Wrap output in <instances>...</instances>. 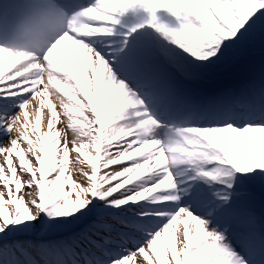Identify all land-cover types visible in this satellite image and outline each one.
Wrapping results in <instances>:
<instances>
[{
	"label": "snow or ice",
	"instance_id": "obj_1",
	"mask_svg": "<svg viewBox=\"0 0 264 264\" xmlns=\"http://www.w3.org/2000/svg\"><path fill=\"white\" fill-rule=\"evenodd\" d=\"M43 5L48 26L75 17L43 51L0 47V264H20L19 237L37 231L53 237L39 246L45 264H264L253 207L264 203V86L242 110L214 104L195 120L161 100V89L175 93L166 68L196 79L264 47V0ZM135 9L164 40L135 51L116 41L117 17ZM161 9L178 29L158 22ZM66 42L75 68L59 56ZM153 110L181 125L178 141L150 135Z\"/></svg>",
	"mask_w": 264,
	"mask_h": 264
},
{
	"label": "rangeland",
	"instance_id": "obj_2",
	"mask_svg": "<svg viewBox=\"0 0 264 264\" xmlns=\"http://www.w3.org/2000/svg\"><path fill=\"white\" fill-rule=\"evenodd\" d=\"M117 19L119 20L120 27H122V29H129L133 36L132 40H121V37L118 35V37H116L120 42H126L128 48L136 47L135 50H137L147 44L155 43L157 39L164 40L163 34L159 33L156 28L152 26L151 14L147 11L142 9L129 10L125 13H121ZM157 19L159 23H163L170 28L178 29L180 27L179 19L172 16L167 10H159L157 12ZM135 27H141V29L136 31ZM256 45V49L250 52L252 54L248 57L250 63L252 62L251 64L253 68L251 67V64L244 67H238L234 66V63L232 62L196 79H187L171 68H166L165 71L170 75L172 84H178L181 89H183V87L188 89V95H191V100L196 104V107H200V103H203L202 108L210 107L211 105L219 103H229L228 105L232 108L242 110L245 107L247 100L253 98L255 92L257 99L259 98V91L261 87L264 86V47L261 46L259 41H257ZM61 55L62 57L66 55V48L59 53V56ZM257 60L262 61L258 67H256ZM249 73H254L256 75L255 78H248ZM251 79L254 81L252 82ZM241 80L243 81L242 84H240ZM253 83H255L256 91H250L248 97L245 96L246 99H244V103L243 101H240L239 98L233 99L234 95L241 93V91L244 92V89L246 88L245 84L251 86ZM250 88L252 89V86ZM224 92L227 93L229 98L223 97ZM40 98L41 97H36V99L28 105V109L30 110V115H28L29 124L34 123L33 116L34 113L37 115L36 109L39 105L38 101H40ZM48 113L49 112L47 111H43L42 117L44 119H48ZM60 118L59 122L63 125L66 124V120L62 115ZM17 127L23 130V125L21 126V124H18ZM150 127L151 131H156L152 125H150ZM13 134H15V132ZM153 135H157L156 138L162 143L176 142L180 139L179 134L177 136H173L171 133L162 134L157 131ZM69 137H73L72 132L69 133ZM125 163L130 164L131 162L129 161ZM115 167L120 168L122 165H116ZM256 206H264V203L261 202L259 196L253 204V207ZM51 239H53V237H50L40 231L31 235L19 237V242L23 249L22 251L17 252V258L19 259L20 264H32L33 261L31 260V256L38 253L37 251L39 250L40 245L48 243Z\"/></svg>",
	"mask_w": 264,
	"mask_h": 264
},
{
	"label": "bare ground",
	"instance_id": "obj_3",
	"mask_svg": "<svg viewBox=\"0 0 264 264\" xmlns=\"http://www.w3.org/2000/svg\"><path fill=\"white\" fill-rule=\"evenodd\" d=\"M32 7V3L30 2V1H28V0H0V20L1 21H7L9 18H10V15L11 16H17V15H20V14H26V13H28L29 12V9ZM73 18V17H72ZM103 23V22H102ZM141 29V27H135V30L136 31H138V30H140ZM114 30H115V32H116V34H119V35H121L122 36V39H130V40H132L133 39V36H132V34H131V32H130V30L129 29H122V27H120V23H118L117 25H115L114 26ZM121 39V40H122ZM119 41V40H118ZM67 43V42H66ZM24 45H27L25 42H24ZM67 45H70L69 43H67ZM71 46V45H70ZM136 48V47H135ZM25 51H27V50H25ZM69 55V54H68ZM70 55H72L73 56V62L75 63V58H74V55L73 54H70ZM61 57V56H60ZM65 59H67V55H66V57H65ZM76 66V65H75ZM14 70V69H13ZM255 74L254 73H249V77L248 78H255ZM252 80V82L254 81L253 79H251ZM246 85V88L244 89V92H245V95H246V97H248V94H249V92L250 91H256V88H255V83H253V84H251V86H252V89L250 88L251 86L250 85H248V84H245ZM25 95H27V94H25ZM254 96L256 97V92L254 93ZM223 97L224 98H229V96L227 95V93L226 92H224V94H223ZM237 98H240V97H238L237 95H234L233 96V99H237ZM257 98V97H256ZM42 98H40V100H41ZM40 101H38V103H39ZM53 102H55V100H54V98H53ZM47 103H48V101L47 100H45V105H46V107L44 108V110L43 111H47V112H49V109L47 108ZM27 112H28V115H30V110L27 108V110H26ZM36 113H34V116H33V120H34V123H32V124H29V126H28V129H27V131L29 132V133H31L32 132V129L36 126ZM61 119V118H60ZM21 120L23 121L24 120V118H23V112H22V116H21ZM47 120L48 119H44L42 116H41V125H40V132H39V134L40 135H43L45 132H47V128H46V122H47ZM62 120V119H61ZM23 124H21V126H22ZM66 127V124H62V123H60L59 122V120H58V122L54 125V127H53V131L55 132V131H57V130H61V129H64ZM22 130V129H21ZM69 133H70V131L68 132V138L69 139H72L73 137H69ZM153 133V131H151L150 132V135L151 136H153V137H157V136H155V135H153L152 134ZM13 135H16V133L15 134H13ZM61 140L63 141V136L61 137ZM70 147H71V145H70ZM93 154H94V152H93ZM59 153L57 154V159L59 158ZM103 155V154H102ZM116 168L115 166H110V168ZM84 169L87 171V170H89L90 169V165H88L87 164V162H85V165H84ZM71 170V169H70ZM103 169H102V172H101V174H103ZM53 175H54V173H53ZM138 181H134V183H137ZM182 219H183V217H182ZM190 226H192L193 227V230H194V226L193 225H191L190 224ZM179 227H181L182 228V225H180ZM28 247V246H27ZM29 248V247H28ZM30 249V248H29ZM38 253L35 255L34 253V256H31V260L32 261H36V263L38 264V263H42V264H45V257H44V255L42 254V252H41V250H40V247H39V250L37 251ZM40 252V253H39Z\"/></svg>",
	"mask_w": 264,
	"mask_h": 264
},
{
	"label": "trees",
	"instance_id": "obj_4",
	"mask_svg": "<svg viewBox=\"0 0 264 264\" xmlns=\"http://www.w3.org/2000/svg\"><path fill=\"white\" fill-rule=\"evenodd\" d=\"M257 45H255V47L253 49H251L250 51L248 52H245L243 53L241 56H240V61H236V62H233L234 63V66H238V67H244L248 64H251L250 61L248 60V57L252 54L250 52L254 51L256 49ZM249 53V54H248ZM248 54V55H246ZM258 58V57H257ZM258 61V60H257ZM256 64V63H255ZM251 67H252V64H251ZM253 68V67H252Z\"/></svg>",
	"mask_w": 264,
	"mask_h": 264
},
{
	"label": "clouds",
	"instance_id": "obj_5",
	"mask_svg": "<svg viewBox=\"0 0 264 264\" xmlns=\"http://www.w3.org/2000/svg\"><path fill=\"white\" fill-rule=\"evenodd\" d=\"M56 38V36H54V38L53 39H55Z\"/></svg>",
	"mask_w": 264,
	"mask_h": 264
}]
</instances>
